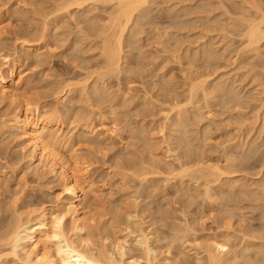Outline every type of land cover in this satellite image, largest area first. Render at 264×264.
<instances>
[{
	"label": "rangeland",
	"instance_id": "1",
	"mask_svg": "<svg viewBox=\"0 0 264 264\" xmlns=\"http://www.w3.org/2000/svg\"><path fill=\"white\" fill-rule=\"evenodd\" d=\"M241 2L156 0L152 7L156 23L145 25L137 37L141 52L125 49L131 54L123 60L122 67L136 64L135 71L101 79V73L105 72L100 68L101 38L82 35L89 25L81 22L80 13L55 12L57 0H0V65L7 62V56L16 61L17 74L22 76L23 83L21 101L38 98L43 106L55 105L64 111L71 108V119L61 130L65 138L73 136L83 124L79 118L93 117L102 140L89 136L93 142L80 145L93 163L89 183L98 193L95 198L88 187L85 189L87 218H95L92 224L102 232L105 228L115 232L114 240L124 241L135 253L142 249L137 236L144 229V222L152 224L151 229L158 237L172 236L173 225L194 222L197 234L210 239L226 226L227 232L234 235L248 225L253 229L264 226V220L258 219L259 211L253 212L246 201L242 203L248 217L246 222L237 218L223 220L219 212L210 211L202 187L187 177L176 176L181 169L193 167L186 164L190 159L183 157L181 146L173 140L175 128L171 125L177 111L171 109L172 100L184 99L190 85L196 82L194 79L200 76L208 78L210 85L223 78L242 98L240 104L229 108H223L216 96L209 100V106L202 95L194 100L202 118L195 122L190 116L187 125L194 145L204 143L202 165L224 167L222 154L231 140L244 143L256 140L253 145L258 150L254 160L264 155V107L259 100L263 95L264 75L257 77L260 69L244 63L242 39L233 34L239 29L236 19L243 6ZM259 3L264 4V0ZM109 8L100 6L93 12L102 17V24L107 22ZM179 23L188 24L181 28ZM44 26L52 35L35 41L33 33H40ZM78 40L81 45L75 49ZM36 45L41 56L27 59V48ZM205 45L211 46L219 59L210 65L202 60L192 62ZM85 78L88 79L85 84L90 86L97 78L104 84L103 99L100 93L94 96L96 99L92 98L87 90L81 96L73 92L67 98L52 91L58 81L77 83ZM81 87L80 84L74 88L77 91ZM10 102L0 94V209L12 210L17 204L16 208L26 213L42 203L66 202L60 181L48 173L43 177L40 172L26 169L22 160L26 154L23 139L2 130V123L13 115L15 104ZM140 131L145 132L149 146L134 138ZM141 159L158 163L159 172L143 176L148 182L135 174L141 167ZM131 163L135 166L128 165ZM232 176L244 177L254 184L264 183V165ZM145 186L149 187L146 197L140 194ZM116 214L121 216L122 223L114 228ZM11 216V212L0 213V235L7 233ZM96 243L102 244L101 237ZM186 246L189 247L188 242ZM160 252L158 249V264H164ZM193 255L194 251L190 252L191 263H194Z\"/></svg>",
	"mask_w": 264,
	"mask_h": 264
},
{
	"label": "bare ground",
	"instance_id": "2",
	"mask_svg": "<svg viewBox=\"0 0 264 264\" xmlns=\"http://www.w3.org/2000/svg\"><path fill=\"white\" fill-rule=\"evenodd\" d=\"M57 1L55 12L70 15L75 12L82 15L81 22L89 25L82 31L84 37L101 38L100 68L105 71L101 73V79L135 71L136 64L134 67L132 64L124 69L122 67L123 60L128 59V54H131V51L125 49H138L141 52L137 37L143 33L145 25L156 23L152 14L156 0ZM241 4L243 6L239 18L236 19L239 29H235L233 34L242 39L244 63L260 69L256 73L260 77L264 75V4L259 3V0H242ZM100 6H110L105 24L101 23L100 15L93 13ZM185 24L188 23L177 25L182 28ZM50 34L52 35L51 30L44 26L40 33L35 32L32 37L35 41L44 40ZM75 43V49L81 45L80 40ZM198 54L192 62L202 60L210 65L219 59V55L208 45ZM39 56L41 54L38 45L27 48V59ZM5 59L7 62L0 65V94L15 105L12 117L4 121L1 128L23 139V150L26 154L22 160L26 169L40 172L43 177L48 173L60 181L67 201L42 203L39 208L26 213L19 211L17 204L12 210L6 207L0 209V213L12 214L7 233L0 235V241H4L0 244V264H158V249L161 250L159 255L162 256L164 264H264V226L253 229L248 225L244 231L234 235L227 232L228 227L225 224L226 227L210 239L197 234L194 222L173 225L171 229L174 234L164 237L156 236L151 229L152 224L144 222L145 227L137 236L142 247L138 253L127 248L124 241L114 240L112 236L115 232L112 233L109 228H105L103 232L100 228H95L92 224L95 218H87L88 203L85 200L86 187L94 193L95 198L98 197L93 185L89 183L93 163L80 149L81 144L93 142L94 139L89 136L101 139L93 117L90 115L79 118L83 124L73 136L65 138L61 130L71 119V108L66 107L64 111L55 105L43 106L38 98L21 101L22 76L17 74L16 61L10 60L8 56ZM254 60L259 62L255 63ZM207 79H202V76L194 79L196 82L190 85L189 94L184 99L172 100L171 109L177 111L171 125L175 128L173 140L178 147L181 146L183 157L190 159L186 164L193 167L181 169L176 176L180 179L187 177L197 187H202V196L210 211L219 212L223 220L237 218L240 222H246L248 217L243 212L244 201L253 212L259 211L258 219L264 220V183L254 184L244 177L232 176L264 165V155L254 160L258 150V146L253 145L256 140L251 143L231 140L222 154L226 162L224 167L215 164L202 165L204 143L194 145L192 131L187 125L190 116H193L195 122L202 118L200 108L196 107L194 100L202 95L205 105L209 106V100L216 96L221 99L223 108L242 102L240 93L223 78L212 81L211 85ZM87 80L80 79L77 83L72 80L58 81L52 91L63 94L66 98L73 92L81 96L85 90L94 99L98 93L101 96L104 84L97 78L90 86L85 84ZM80 84L82 87L76 91L74 87ZM262 93L259 100L264 107V89ZM103 98L104 95L101 99ZM134 138L144 146H149L145 132H138ZM140 163L141 167L135 172L138 177L159 172L157 162L141 159ZM128 165L135 166L133 163ZM143 180L148 182L147 177H143ZM148 193V186L140 192L145 197ZM227 199L230 201L227 202ZM191 205L192 202H189V206ZM114 220V228L122 223L119 214L115 215ZM98 237H101V245L96 243ZM166 239L168 241L164 242ZM187 242L191 249L186 246ZM7 247H10L9 251L6 250ZM192 251L194 263L189 260Z\"/></svg>",
	"mask_w": 264,
	"mask_h": 264
}]
</instances>
